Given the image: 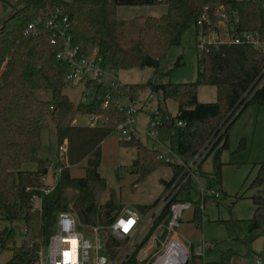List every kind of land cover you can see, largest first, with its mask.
<instances>
[{
    "label": "trees",
    "instance_id": "1",
    "mask_svg": "<svg viewBox=\"0 0 264 264\" xmlns=\"http://www.w3.org/2000/svg\"><path fill=\"white\" fill-rule=\"evenodd\" d=\"M2 1L12 10L0 24V217L22 220L24 231L22 242L17 245L13 228L0 230V250L10 248L13 251L3 264H33L39 245L46 244L54 231L59 211L71 210L81 224L96 225L109 223L122 208L114 189L98 171L101 142L108 134L116 132L117 124L124 119V112L117 106L121 95L118 91L112 92L106 107L101 106L102 100L73 105L62 92L67 64L56 58L61 45L50 43L52 32L44 24L50 15L56 12L67 17L70 34L81 51L96 46L104 66L125 69L155 66L154 59L178 45L183 32L202 12L206 10L212 16L216 4H223L232 19L238 18L237 29L260 31L264 30V8L256 0ZM154 3H164L165 13L117 18V8L121 5ZM38 18L41 19L39 32L25 35L27 24ZM263 65L262 52L245 44H222L209 52L199 53L194 81L124 84L123 92L134 99L137 91L149 87L151 92H161L163 99L176 102L175 115H167L156 130L158 138L166 141L183 161L190 160L208 138L217 136L224 127L209 152L214 151L213 172L219 179V154L228 146L229 127L247 105H264L263 83L235 114L236 103ZM198 85L215 86V101H198ZM36 90L51 91L52 99H39ZM95 112L102 115V123L97 126L71 122L73 114ZM49 119L53 120L58 146L67 139V164L62 163L58 178L44 193L42 189L47 186L42 178L48 171V163L39 159L37 153L41 146V130L48 125ZM179 121L182 124H178ZM119 142L135 147L131 171L138 175L137 179L165 164L172 169L170 180L165 182L168 186L181 171L179 163L160 160V152L148 149L138 136ZM84 158L83 175H71L69 165ZM27 163H34L35 168H25ZM263 183L264 159L258 162L250 185L259 187ZM195 189L191 181L186 180L171 202H192V220L200 224L203 212ZM71 190L76 192L72 200ZM34 194L41 197L40 210H32ZM155 202L138 205V209L145 212ZM253 202L256 207L250 219L247 241L264 236V192L254 194ZM168 206L163 208L154 224H161L157 230L159 239L166 233ZM109 242L116 244L111 238Z\"/></svg>",
    "mask_w": 264,
    "mask_h": 264
},
{
    "label": "rangeland",
    "instance_id": "2",
    "mask_svg": "<svg viewBox=\"0 0 264 264\" xmlns=\"http://www.w3.org/2000/svg\"><path fill=\"white\" fill-rule=\"evenodd\" d=\"M16 1V0H13ZM11 7L0 0V24L11 11ZM166 11L164 3L149 5H121L117 8L118 19H129L138 15L159 16ZM199 53L195 48V27L191 25L182 34L180 43L174 45L166 52V66L131 67L117 69L116 76L122 84H139L147 82H190L196 78V60ZM82 89L79 84L72 86L66 83L64 94L77 105ZM105 90H101L100 93ZM149 87L136 92V104L146 103ZM100 93L98 94L100 96ZM39 99L51 100L52 93L49 90H36ZM133 99V100H134ZM197 99L201 102H212L216 99V88L213 85H198ZM157 107L156 114L153 109ZM177 104L172 99L164 103L161 92H154V97L144 105L136 114L139 124L137 136L148 149H156L164 155H169L165 147L166 141L157 142L156 139L145 132L149 117L164 119L165 116L175 115ZM73 114L72 124H85L86 116L80 119ZM160 116V117H159ZM67 115L66 118H68ZM166 118V117H165ZM159 139V138H158ZM123 140L116 132L108 134L101 142L100 165L98 171L106 179L108 185L115 191L117 201L121 207L130 206L138 209V205L150 203L162 197L167 191L165 182L172 175L171 166L160 164L153 172L137 179L138 175L131 171L132 161L136 157L135 147L119 142ZM166 144V145H165ZM57 138L53 120L41 130V146L37 156L46 163L57 162ZM212 151L198 166L195 178H188L194 188L195 196L198 194V182L207 188L214 183L220 188V199L216 205L205 204L203 211L205 220L200 224L189 220L191 209L185 210L175 228L177 235L185 243L190 241L202 242L210 240L213 248L208 249L202 257L192 256L188 264H257L256 257L262 251V264H264V236H255L251 241L246 240L250 234L249 223L254 214L256 204L253 195L264 192V183L259 187H251L258 162L264 159V105L249 104L237 116L228 130V146L221 149L219 159L221 161L220 176L214 175ZM171 158L172 156L169 155ZM85 158L70 164L71 175L82 176L84 173ZM175 160V158H173ZM25 168L34 169V163L24 164ZM201 171V172H200ZM56 176L54 169H48L44 175L45 186L53 185ZM198 181V182H197ZM76 192L71 190L70 200ZM161 199V198H160ZM35 204V202H34ZM71 211V210H70ZM13 228L15 231V243L21 244L23 239L24 223L22 220H7L0 217V230ZM159 237L157 244L159 245ZM189 241V242H188ZM12 249L0 250V264H3L12 255Z\"/></svg>",
    "mask_w": 264,
    "mask_h": 264
},
{
    "label": "built area",
    "instance_id": "3",
    "mask_svg": "<svg viewBox=\"0 0 264 264\" xmlns=\"http://www.w3.org/2000/svg\"><path fill=\"white\" fill-rule=\"evenodd\" d=\"M256 1L264 8V0ZM212 13L211 16L205 10L193 24L195 27V48L198 53L209 52L212 48H218L222 44H245L264 54V30L237 29L238 18L229 17V10L223 4H216ZM40 22L41 19L38 18L28 23L24 34L30 35L39 32L38 24ZM44 24L52 32L50 43L61 45L56 52V58L67 64L64 81L70 84L78 82L82 86L78 102L89 103L102 100L101 106L106 107L111 99V93L114 91L120 93L121 98H119L117 106L124 112V119L117 124L116 131L122 139L130 140L134 135L132 129L139 127L136 114L143 109L150 98L154 97V92L148 94L146 103L141 101L140 105H137L136 101L139 98L133 100L129 95L124 94V84L116 76L117 69L104 66L101 63L102 60L98 56L96 46H88L83 51L80 50L70 34V23L66 16H61L56 12L52 13ZM263 83L264 65L240 96L234 107L235 114L253 97ZM101 90L105 91L100 93ZM153 111L158 113L156 106ZM86 115V126L94 127L102 123L101 113L95 112ZM160 118L149 117L147 127L144 129L157 142H161L156 130V126L161 123ZM178 124H182V122L179 121ZM223 129L224 127L220 133ZM220 133L208 138L188 161H183L168 146L165 149L172 158L159 153L160 160L177 162L182 168L169 183L167 191L160 197L161 199H156V202L145 212L134 207L124 206L107 224L83 225L72 211H59L54 231L46 244L39 245L33 264H188L192 256L202 257L205 255L207 250L213 247L212 241L204 240L196 245L189 241V243H185L175 230L183 212L188 209L193 210L192 202L188 200L171 202V199L183 182L188 178H195L198 166L206 159ZM57 158L56 163L50 162L47 166L48 169H54L56 179L61 172L62 163L67 164V139H64L57 147ZM198 184L196 198L199 201L200 210L203 212L205 204L216 205L220 199V191L214 183L209 184L207 188H204L199 182ZM51 186L44 187L43 192L46 193ZM31 203L32 210H40V195H32ZM168 204L166 233L162 240L158 239V245L159 233L157 230L161 224H154L163 208ZM203 219H205L204 214L201 222ZM110 238L116 244L109 242ZM175 239H178L179 243L175 244ZM260 256L256 257L257 264H262ZM212 264L218 263L213 262Z\"/></svg>",
    "mask_w": 264,
    "mask_h": 264
},
{
    "label": "crops",
    "instance_id": "4",
    "mask_svg": "<svg viewBox=\"0 0 264 264\" xmlns=\"http://www.w3.org/2000/svg\"><path fill=\"white\" fill-rule=\"evenodd\" d=\"M76 84H79L78 82H74L73 84L71 83V85L72 86H74V85H76ZM80 85V84H79ZM81 86V85H80ZM65 87V86H64ZM82 87V86H81ZM63 92V91H62ZM64 93V92H63ZM164 100V103L166 104V101H167V99H163ZM78 115V114H77ZM168 115H169V113H168ZM81 115H79V116H77V117H75V122H76V120H78V118L80 119L81 117H80ZM85 116V115H84ZM165 117H167V116H165ZM85 125V124H84ZM138 127V126H137ZM137 127H135V128H137ZM135 128H133L132 129V132L134 133V135L135 136H137L138 134H137V129H135ZM139 128V127H138ZM166 145V144H165ZM164 147H167V145L166 146H164ZM207 158V157H206ZM262 161V160H261ZM201 168V167H200ZM201 172V171H200ZM135 208V207H134ZM137 209V208H136ZM192 218H193V210H191V214H190V216L188 217V219L189 220H192ZM205 218V217H204ZM205 219H203V221H204ZM202 221V222H203ZM192 244H194V245H196V244H198V242L196 241V242H194V241H190ZM213 248V247H212ZM212 248H209V249H212Z\"/></svg>",
    "mask_w": 264,
    "mask_h": 264
},
{
    "label": "water",
    "instance_id": "5",
    "mask_svg": "<svg viewBox=\"0 0 264 264\" xmlns=\"http://www.w3.org/2000/svg\"><path fill=\"white\" fill-rule=\"evenodd\" d=\"M153 63L156 67L164 68L166 66V56L163 55L158 59H154ZM182 264H186V263H182Z\"/></svg>",
    "mask_w": 264,
    "mask_h": 264
},
{
    "label": "bare ground",
    "instance_id": "6",
    "mask_svg": "<svg viewBox=\"0 0 264 264\" xmlns=\"http://www.w3.org/2000/svg\"><path fill=\"white\" fill-rule=\"evenodd\" d=\"M179 243V240L178 239H175V244Z\"/></svg>",
    "mask_w": 264,
    "mask_h": 264
}]
</instances>
